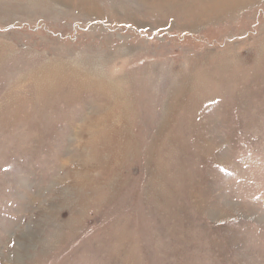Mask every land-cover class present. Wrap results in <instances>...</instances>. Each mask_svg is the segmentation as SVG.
I'll use <instances>...</instances> for the list:
<instances>
[{"label": "rangeland", "instance_id": "1", "mask_svg": "<svg viewBox=\"0 0 264 264\" xmlns=\"http://www.w3.org/2000/svg\"><path fill=\"white\" fill-rule=\"evenodd\" d=\"M0 264H264V0H0Z\"/></svg>", "mask_w": 264, "mask_h": 264}]
</instances>
